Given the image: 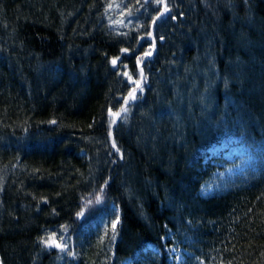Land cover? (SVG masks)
<instances>
[{"label": "trees", "instance_id": "trees-1", "mask_svg": "<svg viewBox=\"0 0 264 264\" xmlns=\"http://www.w3.org/2000/svg\"><path fill=\"white\" fill-rule=\"evenodd\" d=\"M226 135L256 161L203 195ZM175 245L264 264V0H0V264Z\"/></svg>", "mask_w": 264, "mask_h": 264}, {"label": "rangeland", "instance_id": "rangeland-1", "mask_svg": "<svg viewBox=\"0 0 264 264\" xmlns=\"http://www.w3.org/2000/svg\"><path fill=\"white\" fill-rule=\"evenodd\" d=\"M113 15L116 13L112 10ZM115 17H118L117 15ZM119 19V18H118ZM258 147L251 148L241 140L232 135L223 136L219 142L208 149L207 160L209 162V177L202 186L203 195L213 194L222 190L225 185L235 176L240 175L247 167L252 166L256 161L255 151ZM166 254L172 264H186L184 252L176 245L166 249ZM156 255V256H155ZM159 251L148 247L142 254L125 264H146V259H155ZM194 264H217L214 260L208 262L194 261Z\"/></svg>", "mask_w": 264, "mask_h": 264}, {"label": "bare ground", "instance_id": "bare-ground-1", "mask_svg": "<svg viewBox=\"0 0 264 264\" xmlns=\"http://www.w3.org/2000/svg\"><path fill=\"white\" fill-rule=\"evenodd\" d=\"M258 149V148H257Z\"/></svg>", "mask_w": 264, "mask_h": 264}]
</instances>
